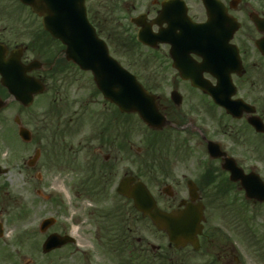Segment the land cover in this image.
Here are the masks:
<instances>
[{"label":"flooded vegetation","instance_id":"1","mask_svg":"<svg viewBox=\"0 0 264 264\" xmlns=\"http://www.w3.org/2000/svg\"><path fill=\"white\" fill-rule=\"evenodd\" d=\"M181 1L175 13L172 0H86V7L110 53L122 64L135 65L147 79L160 76L151 65H168L167 79L186 81L174 66L176 62L216 60L221 57V49L218 42L201 54L194 41L189 43V23L206 22L210 14L205 0ZM167 4L170 8L165 9ZM215 4L212 18L223 19L229 29L240 21L233 45L225 50L230 58L240 59L230 73L235 85L230 100L232 111L197 89L202 95L197 110L198 132L205 151L195 199L188 184L184 186L174 177L170 186H149L159 207L166 211L183 209L189 203L204 205L198 240L191 242L186 234L172 239L137 209L132 199L117 191L114 180L123 170L125 159L118 115L112 116L107 129H98L94 134V111L51 104L36 114H25L26 124H35L36 139L22 140L20 146L10 143L5 153L0 152V160L11 170L15 168L12 159L22 158V169L28 175L34 171L41 180L56 172L79 175L73 188L79 197L76 206H89L88 222L81 229V234L88 235V243L82 247L70 230L59 229L61 234L72 233L74 242L44 252L45 231L33 219L32 229L15 239L23 247L13 253L8 247L4 219L12 201L0 200V264H264V0H217ZM219 27L216 24L214 29ZM139 34L143 40H139ZM29 37L33 43H52L42 30L29 35L16 25L0 23V41L9 51L25 45L24 39ZM42 55L46 72L67 66L58 55L47 51ZM204 76L219 84L218 76L210 71ZM229 89L227 84L220 91L226 93ZM159 99L161 102V95ZM162 107L172 123L181 121L184 114L178 106ZM85 127V135L78 139V131ZM209 139L219 141L225 153L211 157L207 151ZM226 156L233 159L226 161ZM171 162H164L163 169L170 172ZM154 164H159L156 159ZM98 176L105 177L103 182H95ZM246 185H253L252 193H247ZM26 208L23 219L29 213ZM31 237L34 242L30 251H24ZM46 254L50 255L48 261Z\"/></svg>","mask_w":264,"mask_h":264},{"label":"rangeland","instance_id":"2","mask_svg":"<svg viewBox=\"0 0 264 264\" xmlns=\"http://www.w3.org/2000/svg\"><path fill=\"white\" fill-rule=\"evenodd\" d=\"M8 13H11L8 16L10 18H6L5 16L3 24H14L17 27H21L24 31L42 27L41 18L19 0H0V14L6 15ZM38 54L37 51L26 52L27 59L42 57ZM57 55L61 60L66 61L64 60L63 52L60 51ZM129 66L132 71L139 74L143 83H146L149 87L160 93L164 103L163 105L167 106V109L173 103L170 98V91L174 87H177L183 95V103L179 107V110L183 112L185 120L176 125H172L175 127L173 129L174 142L169 141L173 143L172 147L175 146L176 149L172 148L170 152V150H167L171 146L170 142H168V146L164 145L165 141L163 142L165 149L163 152L169 153L171 156L170 161H172L171 173L168 175L169 178L167 174L156 177L155 174L149 172L148 168L144 166V159L141 160V158H145L148 152L144 141L147 136L151 135V132L147 129V126L138 119L137 115L122 116L124 128L129 125L132 129L131 143L134 149H140L142 154L139 158L130 153L126 154L125 152L123 170L115 177L114 183L117 184L126 172L132 171L140 174L141 178L149 185L159 184L162 186L166 182L172 183L171 177H174L185 186L187 178H198L200 173L199 164L202 161V157L204 156L203 152L205 151L197 126V110L202 105V95L199 91L193 90L184 81H180L179 79L170 80L171 78L167 79L169 75L166 72L168 71V65H151L152 70L160 71L158 79H147L144 73L138 70L135 65ZM52 85L53 88L51 87ZM57 85L58 91L54 89ZM95 89L96 85L90 72L79 70L70 65L67 72L60 73L56 82L50 81L47 90L35 97L32 106L21 111V106L18 102L15 100L10 101L8 106L0 114V139H4L0 143V152H6L9 143L6 139H19L16 132L15 115L21 111L23 121L28 122V118L24 116L27 112L28 114L38 113L43 107L45 108L46 105L53 102L54 97L57 99L55 102L67 105L71 109L82 110L86 107L94 112L113 110L114 107L108 102L106 104V100L102 94L96 92ZM29 125L32 129L35 126L33 123ZM169 128V131H171L172 127ZM85 129L87 130L85 127L80 132L78 131V139L85 135ZM177 141L183 142L181 146L183 148L182 150L178 149L179 146L174 144ZM7 156L9 157V154ZM19 159L15 161V168L0 177V200L12 201L9 213L4 216V219L6 218L8 233L6 239L9 242L8 247L11 248V251L14 253V251L23 247L21 244L15 242V239L20 234L32 229L33 223L31 222L33 219L39 223L43 218L51 215L57 217V223L52 225L44 233V239L54 230L67 229L74 232L78 241L83 244L82 247H86L88 235L86 233L81 234V229L88 222L86 212L89 206H87V203L78 204L82 205V207L76 206V201L79 197L73 188V184L79 179V175L75 177L63 172H56L52 175H46L41 180L34 171L28 175L22 169V159ZM57 197L61 200L60 204L56 203ZM24 206H27L26 210L29 212L25 219L19 217L20 212L23 213L22 207ZM27 241L28 244L24 247L27 250L24 251H30L34 237L29 238ZM27 257H30V254ZM49 258L50 255L46 254L45 261H48Z\"/></svg>","mask_w":264,"mask_h":264},{"label":"water","instance_id":"3","mask_svg":"<svg viewBox=\"0 0 264 264\" xmlns=\"http://www.w3.org/2000/svg\"><path fill=\"white\" fill-rule=\"evenodd\" d=\"M21 1L31 5L35 12L43 16L45 28L67 45L65 51L69 59H74L82 68L93 71L95 80L105 97L116 102L123 111L138 112L141 118L154 128H163L169 123L160 111L157 96L145 89L134 74L110 56L107 45L97 36L95 29L87 19L84 0ZM235 29L236 27L233 30ZM230 36L224 39H229ZM6 53V46L0 43L1 82L8 87L16 99L25 105H30L34 100V95L45 89V84L28 72L42 66V63L37 59L27 64L23 63L21 48L14 49L9 57L5 56ZM202 72L203 67L182 69V75L190 78L193 85L201 87L212 94L217 101L228 106L226 102L219 99L218 91L203 78ZM172 97L177 104L182 102V96L177 91H173ZM7 103L8 101L0 97V109ZM17 121L20 122L19 119ZM20 134L25 139L31 138L29 130L24 126L21 127ZM216 145L215 142L209 141L208 148L211 153L216 154L219 151ZM6 171L0 165V174ZM133 182L135 186H131ZM118 190L133 197L140 210L149 214L160 227L168 228L172 235L181 231L182 225H189V236H194L200 229L203 216L200 208L193 209L189 206L177 212L162 211L157 206L147 185L142 180H137L135 176L124 177ZM54 220V218L45 219L43 228L53 223ZM69 240V236L53 233L45 242V250H50Z\"/></svg>","mask_w":264,"mask_h":264},{"label":"trees","instance_id":"4","mask_svg":"<svg viewBox=\"0 0 264 264\" xmlns=\"http://www.w3.org/2000/svg\"><path fill=\"white\" fill-rule=\"evenodd\" d=\"M156 135V134H155ZM162 139H167V135H162L161 137ZM124 139H131V136H130V133H129V129L126 128V131H125V137ZM156 136H154L153 138L152 137H147L146 138V141H145V147H146V150L148 152H154L156 149ZM160 139V138H159ZM127 144V143H126ZM161 149V147H159ZM148 166V165H147ZM149 167V166H148Z\"/></svg>","mask_w":264,"mask_h":264}]
</instances>
